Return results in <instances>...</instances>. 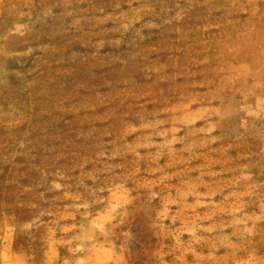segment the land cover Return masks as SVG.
Segmentation results:
<instances>
[{
  "label": "rangeland",
  "instance_id": "rangeland-1",
  "mask_svg": "<svg viewBox=\"0 0 264 264\" xmlns=\"http://www.w3.org/2000/svg\"><path fill=\"white\" fill-rule=\"evenodd\" d=\"M0 264H264V0H0Z\"/></svg>",
  "mask_w": 264,
  "mask_h": 264
}]
</instances>
